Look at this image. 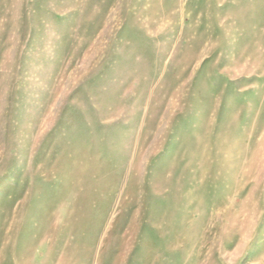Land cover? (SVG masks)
Wrapping results in <instances>:
<instances>
[{
  "label": "rangeland",
  "instance_id": "374dc122",
  "mask_svg": "<svg viewBox=\"0 0 264 264\" xmlns=\"http://www.w3.org/2000/svg\"><path fill=\"white\" fill-rule=\"evenodd\" d=\"M0 264H264V0H0Z\"/></svg>",
  "mask_w": 264,
  "mask_h": 264
}]
</instances>
